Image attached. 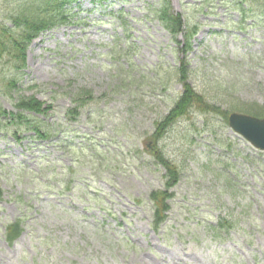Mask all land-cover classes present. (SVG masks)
<instances>
[{
	"label": "rangeland",
	"instance_id": "obj_1",
	"mask_svg": "<svg viewBox=\"0 0 264 264\" xmlns=\"http://www.w3.org/2000/svg\"><path fill=\"white\" fill-rule=\"evenodd\" d=\"M168 1L198 26L192 86L222 109L264 104L257 3ZM75 4L70 23L28 45L17 88L0 90L9 111L18 95L50 105L37 117L52 129L50 139L0 130V264H264V154L214 115L192 113L151 138L182 89L165 82L180 55L151 13L159 0ZM81 89L92 99L73 118ZM157 147L180 176L154 230L148 193L165 181ZM17 218L23 231L9 245L4 226ZM219 218L229 227L214 231Z\"/></svg>",
	"mask_w": 264,
	"mask_h": 264
},
{
	"label": "trees",
	"instance_id": "obj_2",
	"mask_svg": "<svg viewBox=\"0 0 264 264\" xmlns=\"http://www.w3.org/2000/svg\"><path fill=\"white\" fill-rule=\"evenodd\" d=\"M90 1L101 2L102 0ZM239 1L240 7L247 2L255 1L264 17V0ZM77 2L78 0H3L0 8V65L5 64L6 73L4 70L0 72L1 91L9 92L17 88V74L25 68V52L28 45L41 33L70 23L73 16L72 5L76 3L77 6ZM151 13L168 32L171 40L178 47L180 55L177 64L170 68L165 82L168 85V81L173 79L182 87L181 91L174 96L167 114L154 122V131L151 134L154 143L164 137L178 120L186 116L190 117L192 113L214 115L224 123L227 122L228 114L233 111L256 117L264 115V104L230 100L227 108L222 109L220 105L206 99L202 93L198 92L190 82L191 69L187 59L192 48V39L198 30L197 24L185 25L181 15L169 8L168 0H159V4L151 9ZM91 99V94L81 89L74 94L73 106L67 111V115L74 118L78 109ZM12 104L14 110L11 111L0 105V130L10 131L16 136L23 132L31 133L32 138H51L49 132L52 129L49 126L45 127L44 122L37 117V115L46 114L50 105H44L33 95L14 96ZM150 155L155 163L164 169L163 188L153 189L148 193L152 210L151 224L154 230H158L169 211V201L172 197L170 190L179 180L180 169L158 147L153 149ZM1 194L0 190V199ZM227 226L229 227V222L225 218H219L216 225L211 228L214 231L224 230L228 228ZM22 231L21 219L17 218L9 222L4 227L5 241L12 244Z\"/></svg>",
	"mask_w": 264,
	"mask_h": 264
},
{
	"label": "water",
	"instance_id": "obj_3",
	"mask_svg": "<svg viewBox=\"0 0 264 264\" xmlns=\"http://www.w3.org/2000/svg\"><path fill=\"white\" fill-rule=\"evenodd\" d=\"M228 126L254 148L264 151V117L233 112L229 114Z\"/></svg>",
	"mask_w": 264,
	"mask_h": 264
}]
</instances>
